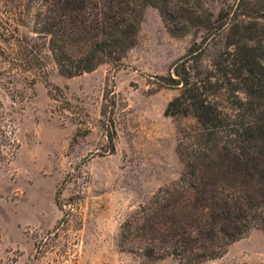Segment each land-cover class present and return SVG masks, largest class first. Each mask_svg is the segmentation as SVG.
<instances>
[{
	"label": "rangeland",
	"instance_id": "rangeland-1",
	"mask_svg": "<svg viewBox=\"0 0 264 264\" xmlns=\"http://www.w3.org/2000/svg\"><path fill=\"white\" fill-rule=\"evenodd\" d=\"M41 2L0 0V264H179L118 241L123 221L184 169L179 139L199 124L166 114L180 91L161 77L197 35H174L148 6L120 62L68 77L37 30ZM201 264H264V232Z\"/></svg>",
	"mask_w": 264,
	"mask_h": 264
},
{
	"label": "trees",
	"instance_id": "trees-1",
	"mask_svg": "<svg viewBox=\"0 0 264 264\" xmlns=\"http://www.w3.org/2000/svg\"><path fill=\"white\" fill-rule=\"evenodd\" d=\"M171 33H193L162 83L170 116H194L179 139L184 169L121 224L118 246L146 261L201 264L264 232V0H42L34 14L59 72L118 63L137 44L145 9Z\"/></svg>",
	"mask_w": 264,
	"mask_h": 264
}]
</instances>
